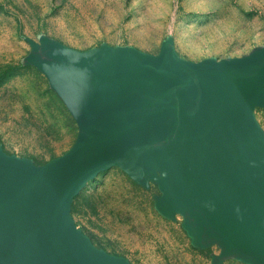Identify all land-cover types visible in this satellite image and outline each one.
<instances>
[{
    "label": "rangeland",
    "instance_id": "obj_1",
    "mask_svg": "<svg viewBox=\"0 0 264 264\" xmlns=\"http://www.w3.org/2000/svg\"><path fill=\"white\" fill-rule=\"evenodd\" d=\"M263 47L264 0H0V160L40 169L75 148L77 120L51 77L58 64L167 72ZM181 87L180 102L197 114L225 94L223 83ZM250 103L264 134V95ZM163 170L141 182L113 164L73 195L71 226L93 263L256 264L160 206L172 186ZM2 232L0 264H47L37 241ZM57 261L70 263L61 253Z\"/></svg>",
    "mask_w": 264,
    "mask_h": 264
},
{
    "label": "water",
    "instance_id": "obj_2",
    "mask_svg": "<svg viewBox=\"0 0 264 264\" xmlns=\"http://www.w3.org/2000/svg\"><path fill=\"white\" fill-rule=\"evenodd\" d=\"M85 62L95 61L80 64ZM98 64L101 71L121 70L115 84L124 83L128 89L114 102L119 93L112 86L97 91L82 84L84 75L79 64L63 63L52 68L51 77L69 101L74 116L81 103L83 110L114 109L56 166L36 169L0 160V236L5 231L6 235L37 241L47 264H63L57 261L60 253L70 261L67 264H94L90 251L75 255L67 238L57 237L61 233L52 229L59 220L69 218L73 195L93 175L113 164L122 165L137 179V166L130 162L181 137L187 153L185 169L205 214L201 219L215 228L207 231L205 224H197L207 238L231 243L241 260L264 264V216L255 209L260 200L240 167L232 142L233 125L239 116L253 141L247 125L253 126L248 108L252 100L264 95V47L243 58L208 61L167 72H158L153 65L123 69ZM130 79L137 80L131 85ZM210 83L225 85L223 97L199 114L182 105L177 96L181 86ZM105 97H110L109 104L101 102ZM254 129L263 147L260 150L252 143V148L264 172V136ZM174 197L160 206L182 214V201L178 195ZM63 226L67 234L68 226ZM69 230L77 236L72 228Z\"/></svg>",
    "mask_w": 264,
    "mask_h": 264
},
{
    "label": "crops",
    "instance_id": "obj_3",
    "mask_svg": "<svg viewBox=\"0 0 264 264\" xmlns=\"http://www.w3.org/2000/svg\"><path fill=\"white\" fill-rule=\"evenodd\" d=\"M77 66L84 75L82 84L87 88L101 91V89L106 88L107 86H112V90H117L119 94L114 98V102L118 100L120 94H123L125 90L128 89V86H125L124 83L115 84L116 81H114V78L119 77L117 73L120 74L121 70L118 72L112 70L101 71L99 69L100 64H98V62H85ZM135 68L141 69L140 66H135ZM136 80L130 79V84L133 85ZM109 94L110 92L108 95ZM101 102H108L109 104L110 97L101 99ZM250 107L248 108V115L253 126L249 125L250 123H247V125L249 126L252 133V143H254V145L261 150V147H263L262 140L255 132L254 127L260 132L261 135L264 136V134L253 119ZM81 108L82 103L79 105V108L77 109L78 111H76L75 114V118L79 127V137L77 143L84 141L89 135L94 133L114 109L112 106L108 107V109L100 107L98 110L97 107L94 109L84 108V110ZM232 142L234 145V150L237 153V159L239 161L240 167L242 168L243 173L247 177L249 183L260 200L259 206H255V209L257 210L258 214L264 216L262 211V208H264V172L261 170V167L258 163V158L254 149L252 148V143L249 140L247 133H245L244 120L241 116L236 118V122L233 125ZM186 154L187 153L186 150H184L182 138L176 137L159 148L147 153L143 157L133 160L129 164L133 167L137 166L136 168L139 171L136 172L137 179L141 182H144L147 177H152L156 172L164 171L163 169H165L170 175L172 186L166 192L167 199L165 201H160V203H170L171 199L175 198L174 195H178L179 199L182 201L180 204L184 210L182 214L187 218L189 217L193 219L194 223L201 222L202 224H205L206 230L211 231L215 228L214 224H212L210 221H203L201 219V217H205V214L201 204L195 199V189L185 169ZM64 224L68 226L67 234L63 231ZM71 228L72 227L69 218H66L64 221L61 219L52 226L53 231L61 233V235L57 233V237L63 238L65 236L67 238L71 245L70 249L73 251V253H75V255H78V252L87 254L89 252L88 248L79 237L70 232L69 229ZM38 231V233H42V229H39Z\"/></svg>",
    "mask_w": 264,
    "mask_h": 264
}]
</instances>
